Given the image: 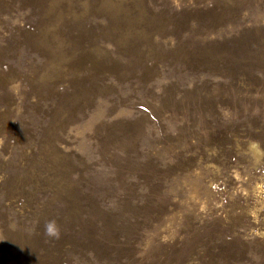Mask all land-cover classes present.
Masks as SVG:
<instances>
[{"label": "rangeland", "instance_id": "obj_1", "mask_svg": "<svg viewBox=\"0 0 264 264\" xmlns=\"http://www.w3.org/2000/svg\"><path fill=\"white\" fill-rule=\"evenodd\" d=\"M0 264H264V0H0Z\"/></svg>", "mask_w": 264, "mask_h": 264}]
</instances>
